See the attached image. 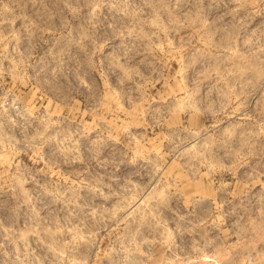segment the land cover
Masks as SVG:
<instances>
[{"label":"rangeland","instance_id":"rangeland-1","mask_svg":"<svg viewBox=\"0 0 264 264\" xmlns=\"http://www.w3.org/2000/svg\"><path fill=\"white\" fill-rule=\"evenodd\" d=\"M0 264H264V0H0Z\"/></svg>","mask_w":264,"mask_h":264}]
</instances>
